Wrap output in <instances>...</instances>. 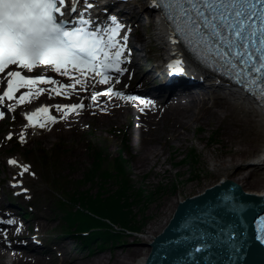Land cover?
I'll use <instances>...</instances> for the list:
<instances>
[{
    "label": "rangeland",
    "instance_id": "obj_1",
    "mask_svg": "<svg viewBox=\"0 0 264 264\" xmlns=\"http://www.w3.org/2000/svg\"><path fill=\"white\" fill-rule=\"evenodd\" d=\"M133 9L141 10L143 4ZM152 12L150 10L143 12L141 19L136 21L141 22ZM125 24L127 22H124ZM140 33L151 36L154 33V27H143ZM143 45L145 49L141 51L142 58L138 62L142 68L147 70L153 67V64L148 65L149 59L159 58L160 55H163V51L153 38L144 41ZM50 73L46 69L38 75L54 79ZM92 82L90 85H97ZM43 86V89L45 87L59 88L45 84ZM26 91L27 89H20L15 100L4 103L5 115L4 120L0 123V199L2 200L0 202V220H8L19 228L18 234H14L10 240H5V243L2 244L15 250L16 245L21 242L27 244L35 240L42 243V246L37 247V251L24 250L34 253L46 264L59 263L56 260H50L56 256L58 248L73 252L75 256L71 255L70 259L79 256L81 259L87 258V262L91 264L95 259L89 257L94 253L98 254L97 261L104 258L105 262L112 264L118 255L122 256L127 253L128 248L136 247L141 249V253L131 258V264H138L141 260L145 261L150 251L147 245L148 241L163 231L180 201L195 196L223 180H231L238 185L243 184L247 189L249 186L246 182L252 179L249 174L253 170H258L247 165L260 155L262 147L259 148L260 152L258 150L248 157L239 158L242 159L239 167L243 165L244 169L239 170L237 177L231 175V167L223 166L222 163L225 162V159L230 158L231 153L238 147L227 142L222 127L217 124L208 126L193 122L190 129L182 130L184 139L175 140L166 135L163 136L158 145V150L164 152L162 163H151L147 167L140 166L141 151L139 146L141 141L136 138V135L126 133L128 130L126 123L101 125L98 120L93 118L87 124H83L78 134L69 138L54 135L51 140H46L45 133H55L60 130V122L71 113H64L63 116L54 114L55 122L49 127L32 129V132L28 133L29 123L24 116L26 112L38 104L57 105L61 108V103H50L43 97L35 101L21 103L19 96ZM107 91L95 86L92 90L91 100L80 99L72 105L83 104L84 107L81 110H85L92 102V108L100 109L99 105L95 104V100ZM96 93H100V95L93 100L92 97ZM203 94L204 96L202 94L194 96L193 100L203 101L212 92L204 90ZM232 97L245 104L246 108L253 109L259 120L264 123V116L251 101L241 98L239 95H232ZM212 101L213 99L209 100L210 104ZM107 103L111 105L115 102L110 98ZM163 104L166 105V101ZM19 124H22L23 127L19 130L14 129ZM12 137L14 139L11 140ZM95 147L104 149L107 159L110 160L117 158L121 151L125 150V157L130 165L131 179L137 190H142L144 195L148 196L147 199L142 194L140 196L142 204L140 206L135 204L133 207V213L136 214L134 226L139 228L140 232L122 235L114 243L109 241L104 244L105 249L100 246L98 241L92 242L89 247H83L76 237L59 234L61 220L59 209L61 208L53 202L58 193L54 189V180H57L69 191L80 188L94 194L98 192L97 184L87 183L85 180L87 172L95 161V154L92 152ZM55 149L58 164L55 169L48 172L40 164L41 156H44L45 152H53ZM10 161H16L17 164L13 165ZM217 163L221 166L217 167ZM24 167H27L29 171L24 172ZM258 172L264 173L263 170H258ZM224 177L226 178L223 179ZM80 181L83 182L79 183ZM109 188L115 189L116 187L109 185ZM8 196L12 197V201L16 204L13 209L9 207L8 200H5ZM140 197H137L136 200ZM22 209L28 211V220L20 216L19 210ZM0 264L20 263L10 262L7 258L0 256Z\"/></svg>",
    "mask_w": 264,
    "mask_h": 264
},
{
    "label": "snow or ice",
    "instance_id": "obj_2",
    "mask_svg": "<svg viewBox=\"0 0 264 264\" xmlns=\"http://www.w3.org/2000/svg\"><path fill=\"white\" fill-rule=\"evenodd\" d=\"M80 3L81 0H0V76H7L6 81L0 79V86L6 87L0 102L15 99L22 88L27 91L19 96V101L31 102L45 91L37 85L58 84L45 75L29 77L20 70L33 72L45 67L74 80L72 85H59L64 92L69 88L75 90L76 85L86 89V74H93V79L99 76V83L109 84V70L123 71L120 64L124 46L116 39L121 25L112 17L114 27L104 30V35L89 30L92 21L78 10ZM153 6L173 24V43L182 40L210 54L243 90L264 101V0H154ZM86 8H92V4L87 3ZM72 13L77 15L73 17ZM11 66L20 70H9ZM172 67L183 71L180 60ZM50 91L63 94L56 88ZM104 95L137 99L111 87ZM83 107L72 105L70 110ZM48 112L47 107H41L27 119L33 122L41 113ZM4 115L0 111V119Z\"/></svg>",
    "mask_w": 264,
    "mask_h": 264
},
{
    "label": "bare ground",
    "instance_id": "obj_3",
    "mask_svg": "<svg viewBox=\"0 0 264 264\" xmlns=\"http://www.w3.org/2000/svg\"><path fill=\"white\" fill-rule=\"evenodd\" d=\"M142 16L143 13L140 12L134 14V19H132L131 24L127 27L126 37L124 35L123 39L119 41L122 45L127 43L129 50L126 51V49H124L121 56L123 62L122 66L125 68L124 73H119L120 76L118 75V77L114 78L111 85L114 87L113 89L120 91L123 95L133 96L135 90L141 89L138 85L141 76V67L138 60L142 58L141 51L145 49L143 45L144 41H147L149 38L155 39L163 51L165 60H169L170 57L184 58L181 45L172 42V35L167 24L164 22L155 23L154 15H149L150 20H148V22H146L147 17H144V20L141 22H137L136 20L141 19ZM152 26L154 27L153 35L147 36L144 33H140L143 27L150 28ZM104 30L107 29H100L99 32L101 35H104ZM133 35L134 38H132ZM116 39H118V37H116ZM51 73L54 74V80H56L58 84H45L47 86L59 87V85H72L75 82L55 71H51ZM74 75L76 74L74 73ZM150 76L151 74L147 75L146 78ZM97 79L99 80V78ZM154 80H157V78H154ZM161 80L162 78H160V81ZM89 81V79L86 81V90L81 88L80 85H76L75 90L69 88L67 92L58 88L63 94L57 95L56 92L50 91V88L45 87L46 91L43 94L41 93L39 96L33 97L31 101L43 97L50 103H61V108L58 110L57 105L49 106L47 104H38L33 107L30 112L25 114L26 119L28 115L36 112L41 107H47L49 112L41 113L33 122L27 119L31 123L30 128H28V133L32 132L33 128L46 129L49 127L53 123L51 118H54V113L58 116H63L64 112L71 114L66 115L64 120L60 122V130L55 133H45L46 140H51L54 135L69 138L78 134L83 124H87L93 118L98 120L101 125L126 123V129L128 128L126 133L136 135V138L141 141V145L139 146L141 151V157L139 159L141 163L140 166L147 167V165L151 163H162L164 152L158 150V145L163 136L166 135L172 139L179 140L184 136L182 130L190 129L193 122L207 124L208 126L217 124L222 127L227 142L238 147L231 153V157L225 159V162L222 163L223 166L227 165L229 168L231 167V175L237 177L239 176V170L244 169L242 168L243 165L239 167L242 160L239 158L248 157L258 150L260 152V147L263 148H261L260 155L254 161L248 163L249 165L247 166L264 171V123L259 120L258 115L253 109L246 108L245 104L238 101L235 97L218 96L216 93H212L203 101H194V96H198L199 94L204 96L203 92L205 87L193 86L189 89L175 91L173 97L166 101V105L163 103L167 95H159L155 98L145 97L150 98V101H152H144L145 103H140L141 100L137 99L134 101H125L124 99L111 96V100L115 102L111 105L107 103L110 97L101 95L100 98L98 97V99L95 100V104L99 105L100 109L92 108L91 106L93 103L91 102L89 108L85 110L77 109V111H71L72 103L80 99H87V101L91 100L90 97L95 86L89 85ZM36 87L44 88L43 84H41V86L37 85ZM211 99H213V101L210 104L209 100ZM162 104L163 106H161ZM40 123H43L44 126H39ZM74 123L75 125L73 126ZM21 127H23V125L19 124L16 125L14 129L19 130ZM236 161H238V163H236ZM220 166L221 165L217 163V167ZM258 170H253L251 174H249V177L252 179L246 182L249 186L247 190L250 194L260 195L264 193V173L260 174ZM225 178L226 177L223 179ZM0 202H2L1 199ZM13 208L14 207L11 209ZM10 225L0 223V256L7 258L10 262L17 261L20 264H46L38 259L34 253H29L24 250L30 249L37 251V247L33 246L34 241L27 246L19 244V246L16 247L17 250H11L6 245L3 246L2 243H5V240H10L14 234H18V226ZM151 241L152 238L148 241V244ZM103 249H105V247ZM140 250V248L130 247L127 249V253L122 256L118 255L112 264H131V258L140 254ZM71 255H74V253L63 248H58L56 256L52 257L50 260L53 259L58 261L59 263L57 264H90L87 262V258L81 259L79 256H76L74 259H70ZM91 255L89 258L95 259L91 264H109L105 262L104 258L97 261L96 257L98 254L93 253ZM144 262L145 261L141 260L138 264H144Z\"/></svg>",
    "mask_w": 264,
    "mask_h": 264
},
{
    "label": "water",
    "instance_id": "obj_4",
    "mask_svg": "<svg viewBox=\"0 0 264 264\" xmlns=\"http://www.w3.org/2000/svg\"><path fill=\"white\" fill-rule=\"evenodd\" d=\"M263 209L262 197L223 180L179 202L144 264H264Z\"/></svg>",
    "mask_w": 264,
    "mask_h": 264
},
{
    "label": "trees",
    "instance_id": "obj_5",
    "mask_svg": "<svg viewBox=\"0 0 264 264\" xmlns=\"http://www.w3.org/2000/svg\"><path fill=\"white\" fill-rule=\"evenodd\" d=\"M93 152L95 161L85 180L87 183L97 184L98 192L94 194L80 188L69 191L54 180L58 197L53 202L61 208V233L75 235L83 247H89L95 241L104 247L105 243H114L122 235L140 232L134 226L136 214L133 213V207L135 204H142V194L147 199L148 196L134 185L124 151L114 160L107 159L106 152L100 147L93 148ZM41 157L42 168L48 172L56 168L58 160L55 152L52 155L45 152ZM109 185L116 188L111 189ZM137 197L140 198L136 200Z\"/></svg>",
    "mask_w": 264,
    "mask_h": 264
}]
</instances>
